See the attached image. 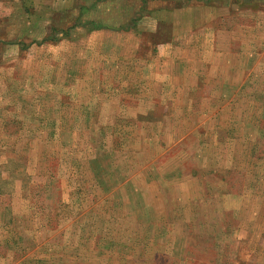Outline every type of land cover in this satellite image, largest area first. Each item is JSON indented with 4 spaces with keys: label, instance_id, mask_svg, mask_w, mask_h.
Masks as SVG:
<instances>
[{
    "label": "rangeland",
    "instance_id": "1",
    "mask_svg": "<svg viewBox=\"0 0 264 264\" xmlns=\"http://www.w3.org/2000/svg\"><path fill=\"white\" fill-rule=\"evenodd\" d=\"M0 264H264V0H0Z\"/></svg>",
    "mask_w": 264,
    "mask_h": 264
}]
</instances>
